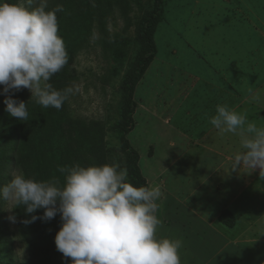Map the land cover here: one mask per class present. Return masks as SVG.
<instances>
[{
  "label": "rangeland",
  "instance_id": "374dc122",
  "mask_svg": "<svg viewBox=\"0 0 264 264\" xmlns=\"http://www.w3.org/2000/svg\"><path fill=\"white\" fill-rule=\"evenodd\" d=\"M21 2L31 10L39 0L15 3ZM58 4L63 6L56 13L58 35L69 62L49 82L57 90L73 87L74 92L60 110L37 104L28 89L14 94L28 102L29 117L20 122L10 116L14 140L3 138L0 146V155L11 158L0 166L3 184L22 172L38 181L57 179L62 186L65 174L59 167L125 164L112 130L121 113L118 87L125 72L117 68L115 54L125 50L127 66L134 62L137 23L153 10L154 0H47L46 10ZM154 46L155 54L134 89L127 140L138 154L146 186L162 192L157 237L179 239L166 234L165 226H177L180 205L190 208L199 200L201 180L195 168L203 160L177 134L178 129H191L178 121V108L183 107L186 121L205 115L202 109L195 110V99L184 108L183 93L209 90L216 82L250 91L264 80V0H162ZM189 109L193 111L187 117ZM7 207L0 202V235L5 242L0 250L8 253L0 254L2 258L9 255L13 264H71L54 243L59 215L46 223L37 219L25 225L22 221L32 214L26 216L21 207L9 213ZM10 214L15 223L8 220ZM34 214L42 215L43 209ZM180 240L181 264L192 262L184 250L187 240Z\"/></svg>",
  "mask_w": 264,
  "mask_h": 264
},
{
  "label": "clouds",
  "instance_id": "9594fccd",
  "mask_svg": "<svg viewBox=\"0 0 264 264\" xmlns=\"http://www.w3.org/2000/svg\"><path fill=\"white\" fill-rule=\"evenodd\" d=\"M29 4L33 0H28ZM47 0L29 10L24 4L0 0V86L5 111L20 122L28 120L27 104L14 94L28 89L31 98L44 108L60 110L74 88L57 90L49 82L69 62L63 39L58 35L57 12L62 5L46 10ZM78 90V89H75ZM251 101H259L254 93ZM210 124L223 136L238 137L239 151L232 156V170H259L264 178V126L249 120L227 104H218ZM65 174L38 181L14 173L0 185V202L12 213L23 208L25 225L49 222L57 215L61 226L54 237L56 250L71 264H181L182 240L158 238L157 216L162 197L159 187L134 186L128 171L118 163L59 167ZM38 209L43 214L35 215ZM8 220L16 222L15 215Z\"/></svg>",
  "mask_w": 264,
  "mask_h": 264
},
{
  "label": "crops",
  "instance_id": "0c3cea01",
  "mask_svg": "<svg viewBox=\"0 0 264 264\" xmlns=\"http://www.w3.org/2000/svg\"><path fill=\"white\" fill-rule=\"evenodd\" d=\"M221 84L224 86L216 82L209 90L183 93L184 108L195 99V110L202 109L205 114L204 119L186 121L183 107L178 108V121L191 129H178L177 134L192 145L194 156L203 160L195 168L201 180L196 195L199 200L190 208L180 205L177 226H165V232L187 240L184 250L192 259L187 264H264V178H260L259 170L231 169L232 156L239 151L238 137L221 136L209 122L216 106L227 104L264 126V80L250 91L237 90L230 82ZM254 93L260 94L259 101H251ZM190 109L187 117L193 111ZM223 211L233 215V225L220 222Z\"/></svg>",
  "mask_w": 264,
  "mask_h": 264
},
{
  "label": "trees",
  "instance_id": "16d2710c",
  "mask_svg": "<svg viewBox=\"0 0 264 264\" xmlns=\"http://www.w3.org/2000/svg\"><path fill=\"white\" fill-rule=\"evenodd\" d=\"M9 2L15 3L16 0H9ZM161 7L162 0H154L153 10L149 13H145L137 23L136 34L134 37L137 52L134 62L132 60L130 66H127V52L125 50H120L115 54L117 68L122 71L125 69V72L118 87V92L121 95V113L119 118L113 124L112 130L119 142L120 152L125 159V164L121 167L127 169L129 182L137 187L146 186V182L141 176L138 168V154L130 146L127 140V135L133 125L132 115L134 111V102L132 96L137 82L144 75L156 51L154 46V33L161 19ZM3 100L4 98H0V146L3 138L5 141L14 140L13 131L15 129L14 121L4 110L5 105ZM1 151L0 147V152ZM107 152H109L108 149ZM0 159V166H3L7 161V163H9L11 160V158L3 155H0ZM3 181L4 178L0 177V185H3ZM219 220L226 226H231L234 223V217L229 211H223L219 216ZM1 226L2 218L0 215V229ZM4 244L5 242L2 241L0 235V245ZM0 254L4 255L8 253L7 251L3 252L0 250ZM10 259L9 255L8 258H2L0 255V264H13Z\"/></svg>",
  "mask_w": 264,
  "mask_h": 264
}]
</instances>
